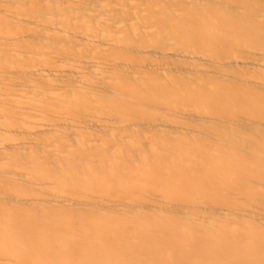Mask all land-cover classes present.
Returning a JSON list of instances; mask_svg holds the SVG:
<instances>
[{
    "label": "bare ground",
    "instance_id": "obj_1",
    "mask_svg": "<svg viewBox=\"0 0 264 264\" xmlns=\"http://www.w3.org/2000/svg\"><path fill=\"white\" fill-rule=\"evenodd\" d=\"M0 264H264V0H0Z\"/></svg>",
    "mask_w": 264,
    "mask_h": 264
}]
</instances>
